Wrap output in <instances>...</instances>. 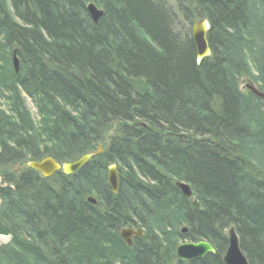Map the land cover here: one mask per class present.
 Here are the masks:
<instances>
[{"label":"trees","instance_id":"16d2710c","mask_svg":"<svg viewBox=\"0 0 264 264\" xmlns=\"http://www.w3.org/2000/svg\"><path fill=\"white\" fill-rule=\"evenodd\" d=\"M246 76L264 92V0H0V264H226L231 227L264 264V99ZM100 145L72 175L28 166ZM123 227L144 234L128 246ZM181 240L216 252L181 261Z\"/></svg>","mask_w":264,"mask_h":264},{"label":"water","instance_id":"95a60500","mask_svg":"<svg viewBox=\"0 0 264 264\" xmlns=\"http://www.w3.org/2000/svg\"><path fill=\"white\" fill-rule=\"evenodd\" d=\"M87 10L92 17L95 24L99 23L104 10L95 2H89L87 4ZM211 29V24L208 19L204 18L202 20L195 21L192 27V35L197 44V63H201L206 57L212 54V50L207 38V34ZM13 66L18 73L20 71V60L16 54V50L13 53ZM247 88L252 91L255 95L264 99V92L259 90L253 83H248ZM102 148L101 145L96 152L99 154ZM93 154H85L78 158L75 161H69L61 164L56 161L53 157L47 156L41 160H30L28 166L41 173L44 178L52 177L56 172L62 170L66 175H72L78 170H80L88 161L92 158ZM108 182L112 187L115 193L118 192L119 189V174L117 170V165L112 164L108 168ZM177 186L181 189L182 193L191 197L193 192L191 186L184 181H177ZM88 201L92 204H97V199L94 197H89ZM182 232H187L186 228L182 229ZM144 234V230L142 229H134V228H122L120 230V236L127 243L128 246L133 245V237H141ZM228 240L229 245L227 251L224 255V262L226 264H249L247 257L243 253L240 247L239 236L234 227H231L228 230ZM216 249L214 246L206 241L200 240L197 242L190 241H181L178 243L176 247V255L181 261H192L195 259L203 258L208 253H215Z\"/></svg>","mask_w":264,"mask_h":264},{"label":"rangeland","instance_id":"374dc122","mask_svg":"<svg viewBox=\"0 0 264 264\" xmlns=\"http://www.w3.org/2000/svg\"><path fill=\"white\" fill-rule=\"evenodd\" d=\"M11 66H13V61L11 62ZM241 81H242V83H241L240 87H241V90H243V91L247 90V84L248 83L255 84L254 80L251 77H248V76L243 77ZM6 96L7 95H1V93H0V106L2 107V109L8 110L10 108V104L7 101H5L6 100ZM22 97H23V99H24V101L26 103V106H27L29 112L32 114L33 118L38 119L40 116H39L38 109L36 108L34 102L25 93H22ZM7 100H8V98H7ZM101 148H102V146H101ZM5 241H7L6 238H0V244L5 243ZM181 241H183V240H181Z\"/></svg>","mask_w":264,"mask_h":264},{"label":"built area","instance_id":"2783aa9c","mask_svg":"<svg viewBox=\"0 0 264 264\" xmlns=\"http://www.w3.org/2000/svg\"><path fill=\"white\" fill-rule=\"evenodd\" d=\"M1 181V180H0ZM0 238H6V239H8V237H0Z\"/></svg>","mask_w":264,"mask_h":264},{"label":"bare ground","instance_id":"6f19581e","mask_svg":"<svg viewBox=\"0 0 264 264\" xmlns=\"http://www.w3.org/2000/svg\"><path fill=\"white\" fill-rule=\"evenodd\" d=\"M183 241H187V240H183Z\"/></svg>","mask_w":264,"mask_h":264}]
</instances>
